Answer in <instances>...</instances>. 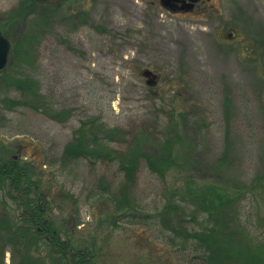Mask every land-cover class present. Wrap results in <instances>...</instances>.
Returning <instances> with one entry per match:
<instances>
[{"label": "rangeland", "instance_id": "1", "mask_svg": "<svg viewBox=\"0 0 264 264\" xmlns=\"http://www.w3.org/2000/svg\"><path fill=\"white\" fill-rule=\"evenodd\" d=\"M28 2L0 0L9 69L39 83L53 114L70 113L60 120L29 103L3 104L24 97L0 77V156L15 155L42 180L56 226L72 246L85 249L91 264H191L170 252L158 219L171 191L185 186L230 188L242 196V220L259 224L264 0H198L188 11L161 0ZM90 118L129 133L176 124L182 164L165 178L141 165L129 184L115 161L61 162ZM110 146L123 150L126 143ZM39 246L32 250L38 264H56L46 243ZM20 256L6 248L2 264H20Z\"/></svg>", "mask_w": 264, "mask_h": 264}, {"label": "trees", "instance_id": "2", "mask_svg": "<svg viewBox=\"0 0 264 264\" xmlns=\"http://www.w3.org/2000/svg\"><path fill=\"white\" fill-rule=\"evenodd\" d=\"M28 3L45 2L29 0ZM28 57L23 58L25 67L32 60ZM10 64L0 77L9 89L21 90L24 99L3 98V104L29 103L51 117L60 120L68 117L69 110L53 114L50 101L40 94L39 83L32 76L15 73L16 70L9 69ZM96 120L90 118L75 130L64 147L61 162L82 158L115 161L129 184L136 182L141 165L165 178L169 170L182 164V155L177 150L182 134L176 124L166 127L145 124L129 133ZM116 139L126 143L123 150L110 146ZM41 181L15 155L0 156V264L6 248L23 256L20 264H38L32 250L34 247L38 250L42 243L52 251V257H48L55 259L56 264H91L89 253L72 246L56 226L50 195L44 192ZM126 189L124 186L123 191ZM229 189L206 184L171 191L158 219L162 229L169 233L167 243L172 254L188 256L191 264H264V217L259 218V224L242 220V196Z\"/></svg>", "mask_w": 264, "mask_h": 264}, {"label": "water", "instance_id": "3", "mask_svg": "<svg viewBox=\"0 0 264 264\" xmlns=\"http://www.w3.org/2000/svg\"><path fill=\"white\" fill-rule=\"evenodd\" d=\"M39 1H45V0H39ZM174 0H161V3L163 6H169L170 2ZM183 3V8L186 10L193 9L195 6V3L198 0H180ZM11 42L10 40L2 33L0 29V72H2L4 69L7 68V66L10 63L11 58ZM145 73L150 76L152 72L150 70H146Z\"/></svg>", "mask_w": 264, "mask_h": 264}, {"label": "flooded vegetation", "instance_id": "4", "mask_svg": "<svg viewBox=\"0 0 264 264\" xmlns=\"http://www.w3.org/2000/svg\"><path fill=\"white\" fill-rule=\"evenodd\" d=\"M169 8L172 11H187L185 8H183V3L180 0L171 1L170 5H169ZM7 213H8L7 211H4V215H7Z\"/></svg>", "mask_w": 264, "mask_h": 264}]
</instances>
